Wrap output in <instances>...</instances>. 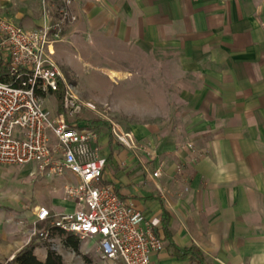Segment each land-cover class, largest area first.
<instances>
[{"label":"crops","instance_id":"crops-1","mask_svg":"<svg viewBox=\"0 0 264 264\" xmlns=\"http://www.w3.org/2000/svg\"><path fill=\"white\" fill-rule=\"evenodd\" d=\"M52 1L57 9L64 0ZM70 11L77 19L55 44L59 61L73 62L71 43L122 47L178 72L169 122L141 132L151 139L140 150L87 122L99 126L103 181L159 222L165 247L152 264H188L178 248L193 245L206 264H264V0H72ZM13 20L41 26V1ZM190 143L207 155L195 160ZM70 202L60 205L73 210ZM17 218L0 208V264L29 243L32 229L21 237Z\"/></svg>","mask_w":264,"mask_h":264},{"label":"built area","instance_id":"built-area-1","mask_svg":"<svg viewBox=\"0 0 264 264\" xmlns=\"http://www.w3.org/2000/svg\"><path fill=\"white\" fill-rule=\"evenodd\" d=\"M71 4L72 0H64L55 9L52 0H41L42 25L29 29L0 15V65L8 73L5 79L0 73V164L34 165L42 175L70 173L77 179L64 191L75 208L52 213L46 206L36 207L31 237L49 235L36 227L49 221L56 230L78 237L85 252L95 255L96 264H152V255L165 247L157 230L159 222L146 221L113 183L103 181L107 158L98 131L81 128L76 120L83 106L93 110L96 106L80 101L76 86L53 58L55 44L63 41L68 23L77 19ZM60 90L62 111L53 113L47 107V95L56 97ZM117 139L128 149H139L131 133H117ZM189 148L195 160L208 153L191 143ZM178 170L182 172V166ZM161 175L158 167L153 176Z\"/></svg>","mask_w":264,"mask_h":264},{"label":"rangeland","instance_id":"rangeland-1","mask_svg":"<svg viewBox=\"0 0 264 264\" xmlns=\"http://www.w3.org/2000/svg\"><path fill=\"white\" fill-rule=\"evenodd\" d=\"M35 2L0 0V15L16 20V15L22 11H32ZM69 50L73 62L59 61L56 53L53 55L54 61L67 80L76 86L80 101L96 106V110L83 106L76 117L77 121L99 122L111 131L117 146L124 149L127 147L118 141L117 133H131L139 147L136 150L143 147L144 141L151 139V135L141 132L149 126L153 128L154 125L169 122L170 108L176 106L171 100L180 90L178 72L155 66L152 55L144 58L138 54L130 56L127 48L106 49L89 44L81 48L71 43ZM55 98L48 94L46 104L53 113H59V103ZM97 127L94 128L97 130ZM73 179L70 173L65 176L39 174L34 165L19 167L0 164V208L17 212V222H24L21 237H25L27 229L33 230L35 227V219L30 222V218L34 216L32 213L37 206L45 205L52 213L71 211L60 204L71 203L64 191L66 185L74 183ZM36 227L45 229L39 225ZM32 230L26 232L29 237ZM47 243L62 255L65 264L98 262L95 255L85 252L82 243L80 250L76 251L67 243V236L58 230L38 241L35 253L39 258L47 251Z\"/></svg>","mask_w":264,"mask_h":264},{"label":"trees","instance_id":"trees-1","mask_svg":"<svg viewBox=\"0 0 264 264\" xmlns=\"http://www.w3.org/2000/svg\"><path fill=\"white\" fill-rule=\"evenodd\" d=\"M0 73L1 78L5 79L6 76H8L7 70H3V68L0 65ZM62 96L63 91L60 90L56 93V98L59 103V110L62 111ZM85 123V122H84ZM91 123V122H89ZM77 125L81 128L84 127H90V124L86 122V124H80L79 121H77ZM40 227H44L45 230L52 232L55 229V227H52L51 224L48 222H41L39 223ZM67 236V243L69 245H72L76 251L80 250L81 241L78 237H76L73 234L70 233H64ZM45 234H35L31 237L29 243L25 245L15 256L13 259L9 260L7 264H65L64 259L61 254H59L57 251L52 249L49 244L47 243V256L44 260L40 259L36 253L35 250L38 247V241L40 239H44ZM178 251L181 254V257L188 259V264H206V257L205 254L201 251L200 248L193 245L188 248H178Z\"/></svg>","mask_w":264,"mask_h":264}]
</instances>
